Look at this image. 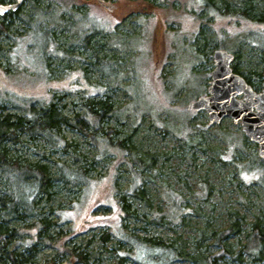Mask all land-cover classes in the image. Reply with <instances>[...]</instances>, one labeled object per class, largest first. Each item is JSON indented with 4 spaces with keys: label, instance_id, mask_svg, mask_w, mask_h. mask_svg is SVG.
Wrapping results in <instances>:
<instances>
[{
    "label": "rangeland",
    "instance_id": "374dc122",
    "mask_svg": "<svg viewBox=\"0 0 264 264\" xmlns=\"http://www.w3.org/2000/svg\"><path fill=\"white\" fill-rule=\"evenodd\" d=\"M225 1L228 10L220 13L240 10L242 0ZM204 3L0 4L12 6L0 12V118L11 115L15 121L26 105L38 109L52 103L73 119L89 99H101L116 117H105L95 136L126 139L131 148L119 162L116 151L103 155L90 137L69 125L57 133L66 149L27 135L19 145L8 144L13 156L43 162L54 176L51 193L35 200L47 228L29 264H202L193 259L200 255L220 256L217 264H264V249L262 255L252 247L244 250L253 223L264 224L258 144L241 122L225 118L210 125L207 111L185 109L210 95L217 38L244 28L231 27L228 17L219 19ZM251 3L264 7V0ZM209 14L213 17L205 19ZM239 43L232 69L244 75L263 69L258 48ZM252 83L258 93L264 88ZM81 168L82 179L73 173ZM4 183L0 175V186ZM37 220L29 216L11 223L20 230L12 249L23 252L35 242ZM232 226L234 233H224Z\"/></svg>",
    "mask_w": 264,
    "mask_h": 264
},
{
    "label": "trees",
    "instance_id": "16d2710c",
    "mask_svg": "<svg viewBox=\"0 0 264 264\" xmlns=\"http://www.w3.org/2000/svg\"><path fill=\"white\" fill-rule=\"evenodd\" d=\"M7 0H0V4L5 3ZM219 6H215L214 0H206L203 8L208 11H214L219 19L222 20L228 17L231 27H239L243 24L242 30H237L234 35H228L222 39L217 38L215 41V49H228L234 52L237 60L239 58V42H249L251 45L258 48L260 56L264 58V7L259 8L251 3V0H242L240 10L231 14L220 13L221 9L228 10L225 0H219ZM202 4V3H201ZM209 19L213 15L209 14ZM235 20V22L233 21ZM3 24L0 23V28ZM221 29V31H223ZM218 36V34H217ZM221 47V48H220ZM227 51V50H226ZM233 54V53H232ZM234 55V54H233ZM234 73L242 76V72L235 66ZM248 73V72H247ZM244 75V74H243ZM247 82L252 83L256 80L258 88L264 84V68L261 70H253L248 75H244ZM5 100V98H3ZM6 101V100H5ZM25 112L22 116H18L15 121H12L11 115L6 116L4 119L0 118V175L5 178L3 187L0 186V264H29L33 261L32 258L37 253V240L38 238L45 237L44 220L39 218L40 214L35 211L36 198L41 195H48L53 189V179L50 166L43 162H30L24 161L17 156H13L9 143L19 145L21 137L27 135L31 140L44 139L53 147L66 149L68 143L59 138L62 125H69L78 128L86 136L90 137L97 147L100 148L103 155L116 151V158L119 162L124 160V157L130 153L131 148L126 139L115 142L114 139L97 138V132L101 126V122L105 117H116V110H112V106L105 100L89 99L87 103L82 105V114L76 115L75 118L69 119L63 114L59 113L55 105L49 103L47 106L35 108L33 105H26ZM93 128L91 133L88 132L89 128ZM259 165H264V159H259ZM140 165L144 163L143 158L138 159ZM264 168V166H263ZM74 176L85 175L83 168L79 171L73 172ZM77 177V176H76ZM132 192L135 196H139V188L135 187ZM38 217L37 226L38 232L36 240L33 244L26 245V250L19 252L12 249L11 245L13 240L19 234L20 230L10 228L13 221H24L26 217ZM48 222L47 224H51ZM234 227L225 231L227 235L234 233ZM225 236V238L227 237ZM248 242L244 246L245 251H249L250 247L257 249V255L263 254L264 249V224L259 221L253 223L252 232L248 236ZM219 239H222L221 237ZM48 242V239H45ZM155 247L156 244L155 240ZM74 253V252H72ZM80 260L84 261L83 255L78 256ZM202 264H217L220 256H215L214 259L210 256L204 257L203 255L197 256ZM122 264V260L121 263Z\"/></svg>",
    "mask_w": 264,
    "mask_h": 264
},
{
    "label": "water",
    "instance_id": "95a60500",
    "mask_svg": "<svg viewBox=\"0 0 264 264\" xmlns=\"http://www.w3.org/2000/svg\"><path fill=\"white\" fill-rule=\"evenodd\" d=\"M17 1L21 3L23 0ZM11 7L2 6L0 12ZM234 59L235 56L226 50L215 51L210 95L189 103L185 109L207 111L210 125L220 124L225 118L241 122L243 132L258 144L259 157L264 159V88L258 93L242 76L234 73L231 67Z\"/></svg>",
    "mask_w": 264,
    "mask_h": 264
},
{
    "label": "bare ground",
    "instance_id": "6f19581e",
    "mask_svg": "<svg viewBox=\"0 0 264 264\" xmlns=\"http://www.w3.org/2000/svg\"><path fill=\"white\" fill-rule=\"evenodd\" d=\"M0 7H2V6H0ZM217 50H219V49H217ZM221 50H223V49H221ZM216 51V50H215ZM229 52V51H228ZM230 53V52H229ZM232 54V53H231ZM215 55V54H214ZM214 62H215V60H214ZM248 83V82H247ZM251 86V85H250ZM252 87V86H251ZM253 88V87H252ZM254 90V89H253ZM255 91V90H254ZM200 98V97H199ZM198 98V99H199Z\"/></svg>",
    "mask_w": 264,
    "mask_h": 264
}]
</instances>
